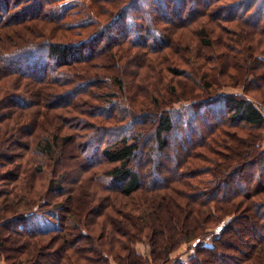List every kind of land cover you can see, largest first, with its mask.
Returning a JSON list of instances; mask_svg holds the SVG:
<instances>
[{"label": "trees", "instance_id": "16d2710c", "mask_svg": "<svg viewBox=\"0 0 264 264\" xmlns=\"http://www.w3.org/2000/svg\"><path fill=\"white\" fill-rule=\"evenodd\" d=\"M224 1L0 0L8 264H264V0Z\"/></svg>", "mask_w": 264, "mask_h": 264}, {"label": "rangeland", "instance_id": "374dc122", "mask_svg": "<svg viewBox=\"0 0 264 264\" xmlns=\"http://www.w3.org/2000/svg\"><path fill=\"white\" fill-rule=\"evenodd\" d=\"M233 1H237V0H227V1H224V2H221V3L227 4V3H230V2H233ZM175 79L178 82H180V78H175ZM116 89H117L116 87H113L112 90H115L116 91ZM223 92H226V93H231V92L232 93H243V90L242 89H233L231 87H226L223 90ZM250 97H251V95H250ZM67 133H69V131H67ZM46 169L47 168L45 167L44 170H43L44 174H42V179L45 178L47 180V179H49L50 173H49V169H48V171ZM3 172H5V171H3ZM34 181L36 182L37 185L40 184V183H42L41 182L42 180L38 181V180L34 179ZM3 187H4V184L2 182H0V190L3 189ZM130 200H131V202H133V198L132 199H129V201ZM49 210H50L49 208H42L40 210L41 211V213H39V221H40V224H43L46 221H48L49 216L44 215V213L42 214V212H46V211H49ZM7 215L9 216L11 214L8 213ZM216 235H217L216 232H213L211 235H209L206 238L201 239L199 242L192 241V242H188V243H183L177 250H175L174 252L171 253V255H170L171 264H178L181 261H184L185 259L191 257V255H193L194 248H195V246L197 244H210L212 242L213 238L216 237ZM7 246L12 247L13 246V243L12 244H9ZM136 249H137V251L139 253L143 254L144 256H147V257L150 256V246H148L147 244H145V243H138L136 245ZM10 250H11V248H10ZM10 253L12 254V251H10ZM10 261H12V260H10ZM0 264H8L7 260L5 259V255L1 251H0ZM111 264H117V263L114 260H112V263Z\"/></svg>", "mask_w": 264, "mask_h": 264}]
</instances>
